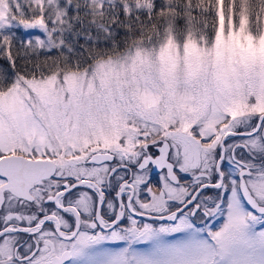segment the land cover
Here are the masks:
<instances>
[{"label": "snow or ice", "instance_id": "1", "mask_svg": "<svg viewBox=\"0 0 264 264\" xmlns=\"http://www.w3.org/2000/svg\"><path fill=\"white\" fill-rule=\"evenodd\" d=\"M220 2L205 5L201 30L208 47L219 28ZM223 3L233 4L235 24L234 0ZM64 5L66 15L73 13L69 0ZM150 7L143 19L156 23L173 6L152 0ZM175 8L179 27L186 24L184 9ZM24 19L36 22L25 23L15 9L0 18V264H76L84 257L89 264H264V228L255 229L264 224V171L241 161V184L230 199H219L220 192L210 205L197 199L205 188L228 190L219 166L229 137L247 136L252 159L264 153V115L252 116L238 132L241 124L223 111L230 80L217 76L210 84L201 67L180 73L161 66L134 73L126 93L100 82L85 55L91 36L58 28L48 11L26 10ZM167 26L162 21L158 31ZM107 31L105 49L128 34L116 24ZM70 71L85 72L83 83L72 86ZM177 96L196 109V122L184 132L177 131L182 121L165 129L150 110L153 101L170 109ZM201 103L208 109L203 116ZM115 121L136 131L106 145L96 129ZM237 191L253 211L243 208ZM220 215L225 222L213 230ZM177 233L176 241L162 240ZM104 241L156 247L150 254L126 246L89 256Z\"/></svg>", "mask_w": 264, "mask_h": 264}, {"label": "rangeland", "instance_id": "2", "mask_svg": "<svg viewBox=\"0 0 264 264\" xmlns=\"http://www.w3.org/2000/svg\"><path fill=\"white\" fill-rule=\"evenodd\" d=\"M78 1V0H77ZM69 0L72 5L73 13L67 14L64 0H0V18L8 19L13 14V9L18 17L25 23H35L36 19L25 20V11L32 12L48 11L51 16L58 18L57 27H64L66 32L78 33L85 37L91 27L96 26V19H102V2L98 0ZM111 1V0H110ZM166 5H171L173 0H163ZM182 5L184 12L183 18L186 24L179 27L176 21L181 14L175 15L173 11L161 14L160 21H167L164 32L152 30L148 38L136 40L129 49L117 56L106 58L99 57L93 64L100 82L111 84L114 87H122L125 92L129 91V86L133 80V74L139 73L141 69H151L153 72L165 66L174 72L182 73L189 67H201L209 73L210 84L215 82L217 76L229 79L231 87L228 90L226 99L222 101L223 109L236 107L243 109L245 100L240 98V93L246 90L264 91V0H234L236 23H233V4H224L223 0L217 5L219 15V28L215 34V41L208 47L207 40L202 34L201 25L204 23V13L207 11L205 5L208 0H183L176 1ZM175 2V3H176ZM193 3V5H192ZM253 3V5H251ZM193 6L200 10V14L193 16L189 10ZM253 7V10L250 9ZM99 11V14L97 12ZM255 11L258 17H253ZM89 14V16H88ZM97 14V15H96ZM63 21V24L60 23ZM71 23L72 27H69ZM211 24L212 20H208ZM150 35V36H149ZM96 40V39H92ZM87 39L85 40V42ZM85 72L70 71L68 80L72 86L83 83ZM261 76V78L259 77ZM253 87L254 89H247ZM239 96V97H238ZM214 104V101H210ZM153 114L159 117L165 129L168 124L174 121H182V127L177 131L184 132L195 123L191 119L195 108L182 96L173 99L170 109L165 110L163 105L153 101L150 105ZM207 106L199 105L200 114H207ZM135 132V128H129L125 122H109L102 128L96 129L97 138H101L104 143L111 144L116 142V137L123 132ZM115 137L116 140L113 139ZM106 138L112 140L106 141ZM224 221L216 222L215 230L222 227ZM260 226V227H259ZM264 228V224L255 226L256 230ZM180 236L162 237L165 241H176ZM109 242V241H104ZM113 243V242H110ZM148 254L152 253L156 247L152 242H147ZM113 248L107 244L96 245L89 251V256H97L101 253H116L125 247ZM102 248V249H96ZM137 252V251H135ZM89 264V258H82L81 263Z\"/></svg>", "mask_w": 264, "mask_h": 264}, {"label": "trees", "instance_id": "3", "mask_svg": "<svg viewBox=\"0 0 264 264\" xmlns=\"http://www.w3.org/2000/svg\"><path fill=\"white\" fill-rule=\"evenodd\" d=\"M176 1L180 0H173L171 3V6L173 7H168L165 11L154 17L156 23H150L148 20L143 19L144 13L146 11L151 12L150 5L152 0H111L105 2L100 23L98 17L95 24L96 26L91 27L88 31L89 33L87 37L91 36L92 39L96 40H92L93 43L91 45L88 44V41L85 42V55L93 58L94 64L99 57L106 58L109 56H117L129 49L136 40L140 38H148V34H150L152 30H155V26L161 23V14L165 15L170 11H173L175 15L180 14L175 8V6L178 5ZM179 5L181 8H183L181 4ZM251 5H253V3ZM250 9L253 10V7ZM121 13L124 14L123 20H117L116 18ZM137 15H139L141 18L140 22H137L135 19H133V17ZM258 16V12L255 11L253 17ZM113 24H116L119 29L125 30L128 34L126 36L119 37L116 40V45H114L112 48L105 49L102 42L110 38V34L108 33L107 29L112 27ZM97 41L101 42L100 46H97ZM117 45L119 47H117ZM82 58L83 57H81V59Z\"/></svg>", "mask_w": 264, "mask_h": 264}, {"label": "flooded vegetation", "instance_id": "4", "mask_svg": "<svg viewBox=\"0 0 264 264\" xmlns=\"http://www.w3.org/2000/svg\"><path fill=\"white\" fill-rule=\"evenodd\" d=\"M247 89L254 88L248 87ZM242 98L245 100V107H243L241 111L235 110L234 113H232L233 116L231 118L232 121L240 123L242 126L237 129L238 132H244L246 130L243 125H245L252 116L257 114L264 115V91L248 90L242 94ZM113 139L116 140L118 138L116 137L115 139V137H113ZM248 140L249 138L247 136H233L229 137L228 140L224 142V160L219 167L228 190L220 191L219 189L215 188H205L201 195L197 198L199 201H207V203L210 205L212 202L218 199L217 192H220L219 199L225 201L230 199L229 193L233 190V188L238 190L241 184L239 168L241 161H245L250 165H255L254 170L257 172L264 171V153H257L256 159H252V156L245 150L244 147L246 144H252V141ZM106 141L112 142V140L108 138H106ZM219 151L220 149H217V152ZM216 159L219 160L220 157L217 156ZM156 178L157 180L160 178L159 174H157ZM217 179H219V177H217ZM239 194L240 192L237 191V198ZM244 209L247 211H253L252 207ZM101 211H103V209ZM215 221H217L216 218L215 220L211 221V223ZM79 260H81V258Z\"/></svg>", "mask_w": 264, "mask_h": 264}]
</instances>
